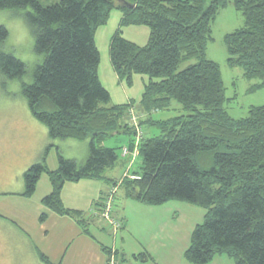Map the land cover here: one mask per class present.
Here are the masks:
<instances>
[{"label": "trees", "instance_id": "trees-1", "mask_svg": "<svg viewBox=\"0 0 264 264\" xmlns=\"http://www.w3.org/2000/svg\"><path fill=\"white\" fill-rule=\"evenodd\" d=\"M229 1L59 0L44 5L41 0H4L3 6L13 3L31 9L29 16L44 29L38 49L47 60L23 93L33 115L47 125L53 138L89 139L86 162L78 164L58 150L56 168L48 165V146L43 159L25 170L23 195L32 196L46 173L52 190L43 197V204L71 215L92 236L84 212L68 207L62 198L67 181L104 179L124 185L128 197L151 205L184 199L207 208L185 250L190 262L206 264L216 254L227 253L235 257L236 264H264V104L252 105L247 116L233 117L225 107L228 97L221 66L207 54L212 23ZM232 2L245 21L224 36L227 62L242 66L245 77L258 78L249 89L256 91L264 88V0ZM115 8L123 12L110 40L111 63L119 79L130 85L135 73L148 75L139 101L148 111L170 108L173 99L187 111L144 120L158 126L161 133L141 141L143 164L140 172L134 171L138 177L125 175L122 179L106 175L120 154L116 147L102 142L123 125L125 131H131L123 121L135 100L105 105L111 101V92L99 74L100 50L95 37ZM124 25L147 26L148 41L140 44L125 37ZM3 35L6 30L0 26ZM192 59L195 61L180 69ZM0 63L16 75L22 68L11 56H0ZM104 197L95 202L100 210ZM47 215L42 212L40 220ZM102 247L109 263L112 247ZM39 255L46 264H60L41 251ZM133 257L153 259L147 250Z\"/></svg>", "mask_w": 264, "mask_h": 264}, {"label": "rangeland", "instance_id": "rangeland-1", "mask_svg": "<svg viewBox=\"0 0 264 264\" xmlns=\"http://www.w3.org/2000/svg\"><path fill=\"white\" fill-rule=\"evenodd\" d=\"M41 1L44 5H48L59 0ZM116 1L120 2L123 0ZM119 12L122 13L118 8L113 9L109 20L106 24L99 27L95 37L100 50L99 74L111 90L114 91V99L112 98L105 105H109L114 101L124 100L122 98L128 97L129 92L136 93V100L133 104H130L125 120L123 119L126 128H129L131 131H125L123 125L121 131L108 135L102 142L104 146L116 147L120 154L117 164L114 167L107 168L106 175L108 177H120L122 179L125 175L138 177V174L134 171L138 170L140 172L143 164L142 156L139 154L141 141L144 137L161 133L158 126L146 123L144 120L149 116L157 119L169 118L187 113V111L183 109L181 103L176 99H173L170 108L159 110L151 109V111L144 109L139 101L144 90V84L141 80L143 76L148 77L146 74L135 73L133 82L130 85L125 81L119 82V76L115 73L110 56V40L118 27L117 23L119 21L117 18ZM244 21L245 17L242 11L235 8L232 0L229 1L228 5L220 10L218 16L212 23L213 39L208 42L207 48L208 57L216 60L221 66L226 86V95L228 97L225 102V107L235 118L247 116L249 114V108L252 105L264 104V88L256 91L249 90L252 84L256 83L259 79L245 77L242 66H231L227 62L228 52L224 42V36L226 33L243 26ZM143 27L146 26L143 25ZM146 28L150 33V29L148 27ZM148 32L142 29V33L135 31L134 34L130 26L124 25L122 33L127 37L133 38L138 43L143 44L149 37ZM193 61L195 59L184 62L180 66V69ZM141 128L142 134L139 132ZM61 140L60 138H53L49 135L47 125L33 115L29 102L24 95L21 97H12L0 93V214L3 215L0 216V235L5 236L3 244L7 249L4 254L7 257L4 264L8 262L14 264L21 259L31 260L33 263L38 264L34 256L30 259L31 253L29 246H27L25 235L19 229L14 228V225L9 220L13 221V215L19 222L26 224V217L24 215L21 216L22 212L26 209L32 215H36L37 213L41 214L43 210L40 209L41 203L38 197L45 191V188L42 186L43 184H39L35 196L31 199H28L30 197L27 198L13 192L25 190L24 170L31 165L32 160L33 162L38 159L42 160L46 148L50 145L47 157L48 165L51 168L58 166V150H60L58 148V142ZM129 140H132V145L129 143ZM136 140H139L138 145L135 144ZM85 141L89 143V139ZM126 145L128 146L129 152L123 154L122 150ZM43 176V178H46L48 175L44 173ZM103 181V186H108L107 184L109 183L106 180ZM125 198H127L126 188L124 185L119 186L115 198L116 202L114 203L115 209L120 215L125 216L126 214L131 217V230L143 244L146 243L148 245V243H151L152 235L150 234V229L152 227L155 228L158 223L162 222L161 220H166L164 225L156 226L155 228V230L164 229L167 231V233L165 231L158 233L159 238H165L166 241L165 247L163 246L161 249L156 248V260L160 264H194L186 258L185 250L191 242L194 227L198 223H202L205 219L206 207L176 198L164 203L165 207L153 205L154 208H157V211H151L135 206L124 208ZM128 200L134 199L130 197ZM24 207L26 209L22 210ZM7 218L9 220H6ZM35 219L37 220V218ZM89 227L94 233L101 234V230L97 228L95 223H91ZM126 228L125 230V228L121 227L116 232L111 231L112 233L104 232H106L105 234L108 236V239L110 236L111 240L114 238L121 240L122 235H126L127 239L124 245L126 249L137 246L135 243L132 244V237H129V231H127L130 229L129 225ZM118 250V256L116 259L113 258L114 263L112 264L122 261L120 255L122 248ZM206 264H236V259L227 253H221L216 254Z\"/></svg>", "mask_w": 264, "mask_h": 264}, {"label": "crops", "instance_id": "crops-1", "mask_svg": "<svg viewBox=\"0 0 264 264\" xmlns=\"http://www.w3.org/2000/svg\"><path fill=\"white\" fill-rule=\"evenodd\" d=\"M122 13L120 12L118 13L117 19L119 23L122 17ZM119 23H117L118 27H119ZM146 27H143V25H130V28L133 29L134 34H135V31L138 33L139 32L142 33V29L148 32ZM124 36L127 37L126 35ZM127 38L135 41L133 38L129 36ZM147 41H145L144 43H146ZM101 80L103 84L111 92V100L112 98L114 99V96H113L114 91L111 90V88L107 85V83H105L102 77H101ZM147 81H148V77L143 76L141 82H143L144 87ZM119 82H122V81L119 79ZM122 86H124V84H122ZM118 98H119V94H118ZM122 99L124 100L114 101L113 103H125V102L136 100V93L129 92L128 97H123ZM85 140L86 139H84L83 141ZM88 147H89V143H88ZM39 160L40 159L34 162L32 160L31 164ZM42 176L37 184L36 191L39 187V184H43L42 186L45 188V191L40 195V197H38L42 208L40 206L39 207L41 210H43L42 212L47 211L48 213L47 217L44 220H40L41 214L37 213L36 215L34 214L32 215L30 214V211H28V209L24 207L22 208V210L24 209L26 210L22 212L21 216L24 215L26 217V220H27L26 224L19 222L18 219H16L13 215H12L13 221L9 220L8 218L6 219V220H9L14 225V228L19 229L25 235L27 246H29V250L31 253L30 259H32V257L34 256V258L38 261V264H46L40 258L39 252L41 251L44 254H46L51 261L55 263H60V264H112L114 263L113 260L116 259L119 253V251L118 253H116V250L118 249L121 250L122 248V251L120 253L122 257V261H118L116 262V264H160L156 260V256H157L156 248L161 249V247L163 246L165 247L166 241H165V238L160 239L159 238L160 236L158 235V233L159 232L163 233L164 231L167 233V231L164 229L155 230V228L156 226L159 227L161 225H164L166 223V220H161L162 224L158 223L155 226V228L152 227V229H150V232H151L150 234L152 235L151 236L152 238H151V243L150 244L148 243L147 245L146 243L143 244L140 239L136 238L133 231L131 230L132 228L131 227V221H132L131 217H129L126 214L125 216L120 215L115 209L114 211L115 214L123 222L122 227L125 228V230L127 229L126 227L128 225L130 227V229L127 231H129V237H132V240H131V242H133L132 244L135 243L137 245V246H134V247L132 246L126 249L124 247V245L126 244V239H127L126 235L123 234L121 237L122 238L121 240L117 238H114L113 240H111L110 236L108 239V236L105 234L106 232L104 231H107L108 233L109 232L112 233V232L106 226V223L101 217L100 208L96 206L95 204L97 200L105 196L106 192L108 191L109 187L112 184H107L108 186L104 187L103 186L104 179L102 180L99 178H82L78 181H67L63 187L62 198L65 204L68 207L82 210L84 212V217L90 221V224L95 223L97 225V228L101 230V234L98 235L97 232L94 233L90 229L93 234L92 236L88 233H85V231L83 230L81 225L78 223V221L71 215L59 214L53 210H50L43 204L42 199L46 194H48L52 190V184L49 179V176H47L48 178L47 177L43 178L45 176L43 177ZM116 178H120V177H116ZM23 191L24 190L16 191L13 193L25 196L23 195ZM36 191L34 192L32 196H25V197L27 198L30 197L28 199H31L32 197L35 196ZM126 197L130 199V197H128L127 194H126ZM127 198H125L124 208H128L129 206H135L138 208L142 207L144 208V210L157 211V208H154V206L156 205L147 206L151 204H146L134 198H133L134 200H128ZM133 203H136V204H133ZM158 206L165 207L164 203ZM0 216H3V215L0 214ZM35 218H37V220ZM4 238L5 236L0 235V262H2V264H4V261L7 258L4 256L7 250L5 245L3 244ZM102 244L112 247L113 253L110 256L109 263H108V255L106 251L103 249ZM144 250L149 251V253H151L153 256V259L142 261L139 259H135L133 257L134 253L144 251ZM7 264H10V263L8 262ZM14 264H35V263H33L31 260L21 259V260L16 261Z\"/></svg>", "mask_w": 264, "mask_h": 264}, {"label": "clouds", "instance_id": "clouds-1", "mask_svg": "<svg viewBox=\"0 0 264 264\" xmlns=\"http://www.w3.org/2000/svg\"><path fill=\"white\" fill-rule=\"evenodd\" d=\"M3 3L4 0H0V26L6 30V35L0 36V56H11L22 68L16 75L6 71L0 63V93L21 97L25 86L35 81L37 70L46 63L47 55L38 49L44 29L29 16L31 9L13 3L3 6ZM79 102L83 104V97ZM58 148L66 158L75 159L78 164L86 162L90 155L88 143L71 136L59 141Z\"/></svg>", "mask_w": 264, "mask_h": 264}, {"label": "built area", "instance_id": "built-area-1", "mask_svg": "<svg viewBox=\"0 0 264 264\" xmlns=\"http://www.w3.org/2000/svg\"><path fill=\"white\" fill-rule=\"evenodd\" d=\"M137 128L138 125L136 124ZM139 132L142 134V128L139 129ZM139 140L135 141V144L138 145ZM123 154L128 153V146H124L122 150ZM138 176V175H137ZM134 177V176H133ZM119 184H114L111 187H109L106 196L104 197V203L102 206V209L100 210V215L103 218L104 222L106 223V226L109 228L110 231L116 232L123 226L122 220L115 214V208H114V200H115V194L118 190ZM114 262V260H113Z\"/></svg>", "mask_w": 264, "mask_h": 264}]
</instances>
